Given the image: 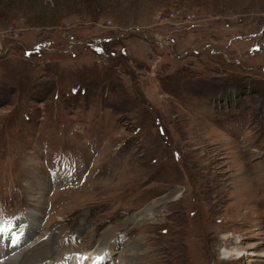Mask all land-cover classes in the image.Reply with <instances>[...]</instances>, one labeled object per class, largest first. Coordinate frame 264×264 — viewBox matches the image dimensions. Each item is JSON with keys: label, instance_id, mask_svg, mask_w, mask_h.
Instances as JSON below:
<instances>
[{"label": "rangeland", "instance_id": "374dc122", "mask_svg": "<svg viewBox=\"0 0 264 264\" xmlns=\"http://www.w3.org/2000/svg\"><path fill=\"white\" fill-rule=\"evenodd\" d=\"M0 213L13 264H264V0H0Z\"/></svg>", "mask_w": 264, "mask_h": 264}, {"label": "bare ground", "instance_id": "6f19581e", "mask_svg": "<svg viewBox=\"0 0 264 264\" xmlns=\"http://www.w3.org/2000/svg\"><path fill=\"white\" fill-rule=\"evenodd\" d=\"M12 234L14 233L13 232L10 233L9 231L5 232V230L2 233H0V246L1 245L3 246V247H0V264H13L14 258L16 257L15 252L20 250L19 248L24 242V240L20 238L17 244H13L12 237L15 235H12ZM5 251H8L9 252L8 254H10L7 258L2 257L4 255H1V253ZM221 253L223 255V258L228 257L231 254H234L231 251H227V250H222ZM63 264H70V263L65 260L63 261Z\"/></svg>", "mask_w": 264, "mask_h": 264}, {"label": "snow or ice", "instance_id": "6c2138e0", "mask_svg": "<svg viewBox=\"0 0 264 264\" xmlns=\"http://www.w3.org/2000/svg\"><path fill=\"white\" fill-rule=\"evenodd\" d=\"M2 215L3 214L0 213V216H2ZM3 231H4V228L2 226H0V233H2ZM19 239H20V237L18 235L17 236H13L12 237V243L13 244H17L19 242ZM85 259H88V258L86 257ZM96 259L99 262V261H102L104 259V257L98 256Z\"/></svg>", "mask_w": 264, "mask_h": 264}]
</instances>
